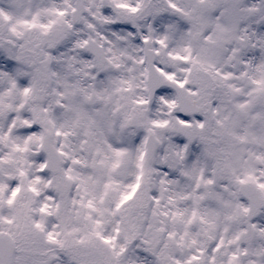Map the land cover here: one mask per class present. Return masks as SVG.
I'll return each mask as SVG.
<instances>
[{
    "label": "snow or ice",
    "instance_id": "snow-or-ice-1",
    "mask_svg": "<svg viewBox=\"0 0 264 264\" xmlns=\"http://www.w3.org/2000/svg\"><path fill=\"white\" fill-rule=\"evenodd\" d=\"M0 264H264V0H0Z\"/></svg>",
    "mask_w": 264,
    "mask_h": 264
},
{
    "label": "clouds",
    "instance_id": "clouds-1",
    "mask_svg": "<svg viewBox=\"0 0 264 264\" xmlns=\"http://www.w3.org/2000/svg\"><path fill=\"white\" fill-rule=\"evenodd\" d=\"M147 82H144V84H141L140 87H143L146 85ZM136 96H139V95H144V93L140 92L139 89L137 90V92L134 94ZM97 107H100V106H97ZM159 108V105H157V109ZM150 115H156V110H151L150 112ZM114 119H117L118 117L114 115L113 117Z\"/></svg>",
    "mask_w": 264,
    "mask_h": 264
}]
</instances>
